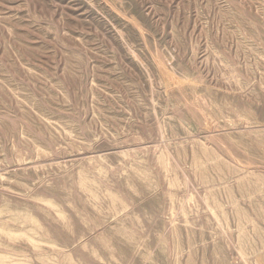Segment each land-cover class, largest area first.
<instances>
[{"label":"rangeland","instance_id":"obj_1","mask_svg":"<svg viewBox=\"0 0 264 264\" xmlns=\"http://www.w3.org/2000/svg\"><path fill=\"white\" fill-rule=\"evenodd\" d=\"M0 264H264V0H0Z\"/></svg>","mask_w":264,"mask_h":264}]
</instances>
